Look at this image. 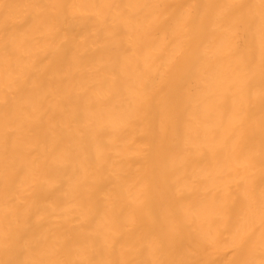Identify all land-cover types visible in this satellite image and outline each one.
Instances as JSON below:
<instances>
[{
  "label": "bare ground",
  "instance_id": "bare-ground-1",
  "mask_svg": "<svg viewBox=\"0 0 264 264\" xmlns=\"http://www.w3.org/2000/svg\"><path fill=\"white\" fill-rule=\"evenodd\" d=\"M0 264H264V0H0Z\"/></svg>",
  "mask_w": 264,
  "mask_h": 264
}]
</instances>
